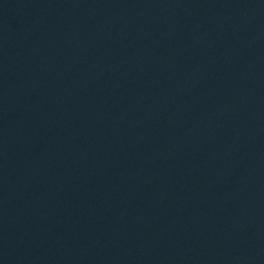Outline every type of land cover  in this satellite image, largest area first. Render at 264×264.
I'll use <instances>...</instances> for the list:
<instances>
[{
  "label": "water",
  "instance_id": "water-1",
  "mask_svg": "<svg viewBox=\"0 0 264 264\" xmlns=\"http://www.w3.org/2000/svg\"><path fill=\"white\" fill-rule=\"evenodd\" d=\"M0 264H264V0H0Z\"/></svg>",
  "mask_w": 264,
  "mask_h": 264
}]
</instances>
